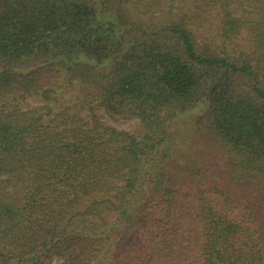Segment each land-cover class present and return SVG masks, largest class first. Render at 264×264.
Here are the masks:
<instances>
[{
    "label": "trees",
    "instance_id": "obj_1",
    "mask_svg": "<svg viewBox=\"0 0 264 264\" xmlns=\"http://www.w3.org/2000/svg\"><path fill=\"white\" fill-rule=\"evenodd\" d=\"M0 264H264V0H0Z\"/></svg>",
    "mask_w": 264,
    "mask_h": 264
},
{
    "label": "rangeland",
    "instance_id": "obj_2",
    "mask_svg": "<svg viewBox=\"0 0 264 264\" xmlns=\"http://www.w3.org/2000/svg\"><path fill=\"white\" fill-rule=\"evenodd\" d=\"M105 120L113 128L121 130H130L136 123L135 120L125 121L114 115H105Z\"/></svg>",
    "mask_w": 264,
    "mask_h": 264
}]
</instances>
